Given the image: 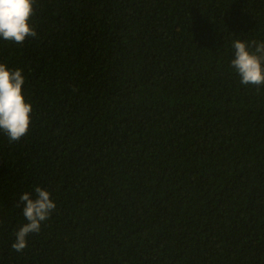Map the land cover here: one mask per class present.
<instances>
[{
  "label": "trees",
  "instance_id": "obj_1",
  "mask_svg": "<svg viewBox=\"0 0 264 264\" xmlns=\"http://www.w3.org/2000/svg\"><path fill=\"white\" fill-rule=\"evenodd\" d=\"M37 35L0 39L28 134L0 132V264H264V85L233 41L264 0H34ZM56 204L27 247L24 192Z\"/></svg>",
  "mask_w": 264,
  "mask_h": 264
},
{
  "label": "clouds",
  "instance_id": "obj_2",
  "mask_svg": "<svg viewBox=\"0 0 264 264\" xmlns=\"http://www.w3.org/2000/svg\"><path fill=\"white\" fill-rule=\"evenodd\" d=\"M34 0H0V39L23 44L27 37L37 35L30 19L34 14ZM249 45L241 40L233 41L234 58L231 65L244 85H264V42ZM25 77L22 70L11 69L0 63V132L9 141H19L29 132L33 111L22 92ZM35 198L24 192L19 201L23 202V215L27 220L15 233L12 247L22 251L27 247L26 237L40 231L41 222L49 219L56 204L50 193L35 187Z\"/></svg>",
  "mask_w": 264,
  "mask_h": 264
}]
</instances>
